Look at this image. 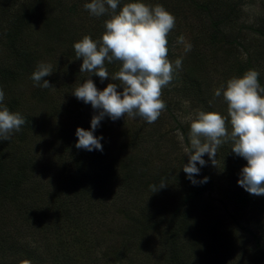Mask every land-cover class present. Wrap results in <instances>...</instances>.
<instances>
[{"label": "trees", "instance_id": "obj_1", "mask_svg": "<svg viewBox=\"0 0 264 264\" xmlns=\"http://www.w3.org/2000/svg\"><path fill=\"white\" fill-rule=\"evenodd\" d=\"M151 1L142 0L144 3ZM235 1L179 0L186 11L197 16L201 29L192 36L190 34L192 49L183 58L182 68L177 70L174 80L163 90L162 99L167 107L162 114L167 116L171 127L158 137L159 140L170 132L175 145L188 148L191 121L183 119H194L198 111H219L222 114L220 106L210 98L215 89L222 85L226 87L228 79L239 78L247 70L254 69L260 73L259 82L264 87V10L246 28L247 33H243L238 28L240 0ZM89 2L91 0H0L3 105L25 119L21 130L14 132L10 140L0 141V264H21L24 260L31 264H264V222L254 224L251 221L264 219V196L250 195L238 185L241 170L247 163H242L241 157H234L231 142L222 144L216 154L215 164H222L217 158L226 160L224 166L229 162L226 174L220 169L215 170V165L205 154L206 165L199 167L200 173L194 177L198 182L195 185L182 171V165L175 163L173 166L177 170L165 168L163 178L146 175L141 163L139 168L123 169L118 173L116 166L120 154L115 157L114 148L125 139L114 141L99 125L103 131L98 127L94 135L103 137L100 141L103 150L77 149L76 129L91 130V119L98 113L90 104L86 106L74 95H69L68 85H65L66 90L61 89L55 75V78L44 79L54 86L55 83L59 85L58 89L37 87L34 95L38 94L36 102L48 108L52 117L59 114L65 117L66 123L58 132L61 142L59 156L53 157L43 168L24 149V143L30 141V136L35 137L38 127L31 115L16 111V104L22 96L21 93L19 97L14 94L22 74L32 76L41 58L32 41L24 42V33L33 28L34 34L37 33L32 36L33 41L38 46V40H44L48 56H54L53 50H56L61 63L63 58H74L75 61L74 43L85 35L99 40L105 31L104 22L109 18L91 16L84 8ZM129 2L135 0H120L117 11ZM171 14L179 19L171 34L174 41L183 35L181 22L185 20V14L180 11ZM168 41L169 59L174 63L181 56L173 53L174 42L170 37ZM77 62L79 66L68 69V74L76 78L80 86L92 74L80 73L82 60ZM206 65L212 66L216 74L219 71L230 78L214 77L210 70H206ZM105 66L111 79L120 64L106 62ZM202 69L208 73L204 74ZM91 79L99 90H103L99 77L92 76ZM73 82L69 84L70 88ZM111 82L119 84V81ZM56 94L70 102L63 111L58 107L60 102L51 106L55 98L52 95ZM219 99L222 100V96ZM181 104L186 106L185 109ZM177 106L179 110L174 112ZM159 119L164 118L160 116ZM133 129L137 130L135 134L139 135H136L139 141L130 136L132 146L142 141L141 131ZM156 130L154 128V132ZM187 155V152L183 155L185 160H188ZM145 165L148 166L147 162ZM168 170L174 177L168 176ZM119 175H122L123 184L132 187L129 192L140 195L146 189L152 197L139 209L136 219L127 213L118 235L110 233L101 237L103 241H89L97 237L84 236L87 226L102 220L101 215L116 212L114 193L123 186L116 182ZM205 177L208 182L199 183ZM222 177L223 183L219 185L217 179ZM162 180L167 186L171 181L177 184L173 186L177 198L169 208L165 202L167 186L155 193L150 189V185L158 186ZM197 201H201L211 213L219 210L230 227L241 232L244 242L231 248L229 237L232 231L224 234L220 229H216V233L203 229L200 246L198 241L184 240L186 234L195 237L189 232L187 222L190 209ZM81 229L83 233L79 232ZM206 234L210 238L206 239ZM144 246L147 249L143 251ZM149 247L150 252L147 251Z\"/></svg>", "mask_w": 264, "mask_h": 264}, {"label": "clouds", "instance_id": "obj_2", "mask_svg": "<svg viewBox=\"0 0 264 264\" xmlns=\"http://www.w3.org/2000/svg\"><path fill=\"white\" fill-rule=\"evenodd\" d=\"M119 5L120 0L85 3L84 8L91 16L109 18L104 22L105 31L99 40L85 35L73 45L77 60H82L80 73L99 77L102 83L110 79L106 62L120 64L119 70L111 75V80L119 84L111 82L99 90L91 76L72 93L98 113L91 119V130L77 128L75 133V147L89 152L103 150L100 143L103 137H96L94 132L105 117L112 121L125 116L139 117L149 124L156 122L167 107L162 99L163 90L182 68V57L174 63L169 59L168 37L176 27L175 16L163 5L152 6L142 0L126 3L117 11ZM177 43L184 45L185 53L192 49L183 36L177 38ZM52 73L50 64L40 63L31 76L34 86L55 90V86L44 79ZM259 76L258 71L249 69L239 78H230L226 87L222 85L214 90V98L222 96L227 105L226 116L198 111L192 119L188 136L190 146L185 149L188 163L183 165L192 184L198 183L194 179L200 173L197 165H206L204 155L207 154L215 165L218 148L231 142V152L247 162L238 185L250 195L264 196V87ZM4 98L0 88V141L10 140L25 124L20 113H13L3 105ZM207 182L205 177L199 183ZM166 186L162 180L158 186L150 185V189L155 193ZM21 264L31 262L24 260Z\"/></svg>", "mask_w": 264, "mask_h": 264}, {"label": "rangeland", "instance_id": "obj_3", "mask_svg": "<svg viewBox=\"0 0 264 264\" xmlns=\"http://www.w3.org/2000/svg\"><path fill=\"white\" fill-rule=\"evenodd\" d=\"M239 0H236L237 2ZM148 5H156L160 4L163 5L164 8L169 11L170 13L176 12H184L185 14V20L181 22V27L183 28V37L185 38V41L193 45V42L191 41L190 34H195L197 30L201 29L200 24L198 23V18L196 15L192 14L189 11H186V7L179 3V0H152L150 3H146ZM239 5L241 6L240 10V20L238 24V28L240 31L242 30L243 33H247V27L252 24L256 17L264 10V0H240ZM176 18V25L179 23V19L176 17L175 14H173ZM237 28V29H238ZM176 32V31H175ZM173 31L169 34V37L171 38V42H174L172 49L173 53L178 56L180 55L182 58L186 57V53L184 51V45L177 43V38L174 39L172 34ZM236 33V32H235ZM172 34V35H171ZM247 37V34H242ZM32 36H37V33L34 34L33 28L31 30H28L24 33V42L30 43L33 45L34 49L38 50L37 52L41 55V58L38 60V66L40 63L50 64L52 66L53 73L50 77L57 76V80L59 82V85L61 89L66 90L65 85H68L70 94L73 95V89L78 87V81L76 78H71L68 74V69L71 67L75 69V66L78 67L79 64L77 60L74 61V58L65 60L62 59L57 54L56 50H53V55L48 56V51L45 49V41L42 39L38 40V46L35 44V40L33 41ZM190 53V52H187ZM3 55L0 51V60L2 59ZM61 63V64H60ZM37 69V68H36ZM80 69V67H79ZM206 70H210V74H212L214 77L219 76L221 78H230L229 76H226V74L217 71V74L213 71L212 66L206 65ZM202 72L208 73L204 69H202ZM30 75H27L25 73L22 74L21 79L17 83V90L15 92V96L19 97L20 93L22 96V99L19 100L18 104H16V111L27 113L31 115L34 120L35 124L38 128L35 129V137H29L30 141H26L24 143V149L35 159H37L38 164L45 168L47 167L49 160H53V157L59 156V152L61 149V142L58 138L60 135H58L59 130L65 125V117H63L61 114L58 116H51V111L38 104L36 93L34 95V89L38 86H34V82L30 78ZM229 80V79H228ZM74 81V82H73ZM112 80H105L102 84L103 89L107 86L108 83H110ZM73 82L72 88H70L69 84ZM78 83V84H77ZM120 83V82H119ZM59 85L55 83V88L58 89ZM44 89V88H41ZM72 89V90H71ZM51 90V89H49ZM122 90V89H120ZM53 101L51 103V106L56 105V103L60 102L59 106L61 110L65 109V107L70 105L69 100L66 98L60 97L58 94L52 95ZM64 96V95H63ZM66 97V96H65ZM220 106L222 115H227V112H225L226 103L223 102L219 98H210ZM211 102V101H210ZM212 103V102H211ZM88 104H86L87 106ZM183 109H185V105L181 104ZM59 108V109H60ZM179 110V106L175 107V111L177 112ZM217 112V111H216ZM219 113V111H218ZM179 114V113H178ZM164 119H158L156 122L149 124L143 119L136 117V118H129L125 116L124 118H121L117 121H110L108 117H105L104 120L101 121L100 125L101 127L106 131V135L108 137H112L114 141L118 139H125L123 140L124 143L120 144L116 148H114L115 157L119 155L117 158V166L116 169L119 173V171H122L123 169H135L140 167V163L142 164V167H145L144 171L146 172V175L158 176L159 178H163L165 176V172L163 173L164 169H174L173 163L182 165V171H183V165L188 163V160H185L183 155L186 153V148L183 149L182 144L175 145L172 141L171 133H167L162 140H159L158 137L162 135V133L168 132L171 125L169 121H167V116L161 115ZM185 117L186 114H183ZM183 120L186 121H192V118L185 117ZM125 125V126H123ZM138 129L141 131V137L142 141L137 142L136 144H133V146L129 143L130 138L136 137L137 134H135V131L133 128ZM158 127V128H157ZM100 128V127H99ZM154 128L158 129L154 132ZM101 129V128H100ZM102 130V129H101ZM229 130H231L229 128ZM103 131V130H102ZM123 133V135H122ZM131 136V137H130ZM28 137V134H27ZM139 137V135H137ZM136 137V141H139V139ZM129 146L132 148L130 149ZM154 147V148H152ZM157 150L160 153L155 152ZM145 151V152H144ZM151 152L154 153V155L149 156L147 153ZM148 155V156H147ZM236 158H239L238 156H234ZM209 159V157H208ZM218 162L222 163L221 165L215 164V170H219L221 173L226 174V171L229 168V162L226 163L224 166L223 164L226 162L221 160L220 158H217ZM147 162V165L145 163ZM242 163L246 164L247 162L242 159ZM223 166V167H222ZM197 167H200L198 164ZM181 170V169H180ZM219 173V171H218ZM217 173V174H218ZM173 176V174L170 173L168 170V176ZM176 176H178L175 173ZM174 179V178H173ZM224 177L217 179L219 185H222ZM226 182L228 181L227 178ZM116 182L119 185H123L120 187L119 190H116L114 193L115 201H116V207L114 208L116 212L111 211L108 214L101 215L103 218L102 220H97L96 222L90 224L87 226L86 230L84 231V236H91L94 235L97 238L95 239H89L91 240H97L100 241L101 237L108 236L110 233L119 234V230L121 229V226L124 224L123 219H127L126 215H128L136 219L137 214L139 212V209L146 205L148 201L151 199L152 194L151 192H146V189H143L144 193L141 192L140 195L132 194V192H129V188H132L130 186H126V184H123L122 182V175H119L116 179ZM172 183V184H171ZM170 184H168L165 193H168L167 199L165 200L166 206L172 207L177 196L175 195V191H173V186L177 185L176 182L171 181ZM173 191V192H172ZM137 193L136 191H133ZM216 198V196H215ZM187 224L189 223V232H192L195 237H189L187 234L184 237V240L188 241H198V246L202 245L204 232L205 231H213L216 233V229H220L222 233H229L231 232V235L229 237V243L230 247L232 248L234 245H237L238 243L242 242V236L241 232H238L233 229V227H230L227 220L223 217L222 213L219 210H214L213 213L210 212L209 208H206L205 205L201 203V201H197L196 203H193L191 209H190V216L188 217ZM119 220H123L122 222H119ZM254 224H262L264 222V219H257L251 220ZM67 223V221H66ZM232 226V225H231ZM191 227L193 229L191 230ZM70 229H73L72 226H70ZM83 233L82 229L79 231ZM210 238L208 234H206V239ZM103 241V240H101ZM244 242V241H243ZM118 243V241L116 242ZM107 247V246H105ZM104 249V248H103ZM147 249V246H144L142 249ZM148 252L152 251L151 247L148 248ZM239 253V252H238ZM201 257V256H197Z\"/></svg>", "mask_w": 264, "mask_h": 264}]
</instances>
